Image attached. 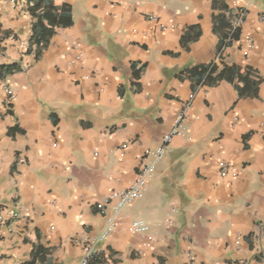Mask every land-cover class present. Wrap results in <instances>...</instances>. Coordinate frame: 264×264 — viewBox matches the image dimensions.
I'll return each instance as SVG.
<instances>
[{
  "label": "crops",
  "instance_id": "1",
  "mask_svg": "<svg viewBox=\"0 0 264 264\" xmlns=\"http://www.w3.org/2000/svg\"><path fill=\"white\" fill-rule=\"evenodd\" d=\"M55 2L73 25L44 48L34 4L0 0V211L15 212L0 227V264L79 262L113 214L97 203L130 185L192 95L181 134L92 264H264V0ZM242 11L239 38L219 50ZM213 62L262 82L240 93L235 80L194 88L182 74ZM221 160L236 178L220 175ZM134 219L155 251L139 254Z\"/></svg>",
  "mask_w": 264,
  "mask_h": 264
},
{
  "label": "built area",
  "instance_id": "2",
  "mask_svg": "<svg viewBox=\"0 0 264 264\" xmlns=\"http://www.w3.org/2000/svg\"><path fill=\"white\" fill-rule=\"evenodd\" d=\"M246 12L242 11L234 20L233 28L241 27L245 20ZM145 18L151 21H156L157 18L153 15H145ZM165 27L164 25H161ZM247 49L245 54L248 55L250 51L254 48L255 44L250 36L246 37ZM25 44V42H23ZM220 53L219 56H221ZM6 90L10 94L11 98H14V93L6 85ZM193 98L192 95L190 99L185 103L184 108L180 111L175 119L174 126L164 134L162 145L155 151H151L146 155L144 161L141 163L139 170L127 188L124 189H112L103 200L99 201L96 205L98 211L102 214H107L108 209L111 207L113 214L108 217V222L102 233L97 236L88 239L83 244L82 257L76 264H92L94 259L99 254L97 244L105 240L109 235H111L116 228L119 226V216L124 208L133 205L138 199H140L145 190L147 189L153 173L156 169V165L159 160H161L166 153V150L170 143L173 141L174 137L181 134L182 124L188 120L190 111L193 109ZM238 116L235 117L237 121ZM218 170L222 177L225 178H236L238 176V169L234 163L226 160H221L218 162ZM0 211V227L7 224L15 216L13 210ZM130 231L133 234L143 235L145 240L142 244L143 249L139 250V254L143 255L147 251L156 250V241L152 235H150V226L143 219H134L130 225Z\"/></svg>",
  "mask_w": 264,
  "mask_h": 264
},
{
  "label": "trees",
  "instance_id": "3",
  "mask_svg": "<svg viewBox=\"0 0 264 264\" xmlns=\"http://www.w3.org/2000/svg\"><path fill=\"white\" fill-rule=\"evenodd\" d=\"M30 3L34 4L36 20L34 22V34L33 38H39L42 47H46L50 39L55 35L56 28L69 27L73 25L71 7L66 3L60 5L56 4L55 0H30ZM31 6V5H30ZM33 10V7H32ZM229 33L222 37L219 43V50L225 49L235 39L239 38V28H233L229 23ZM9 67L8 69H12ZM143 66L139 69L133 65V74L135 77H139L142 73ZM182 74H186L193 79L194 88L198 85H218L222 80H235L236 87L242 92H251L255 94L256 89L262 82V79L253 75L251 68H247L242 71L235 66H224L219 69L216 62L206 65H196L191 68H186L182 71ZM2 76V74H0ZM239 84L242 86L239 89Z\"/></svg>",
  "mask_w": 264,
  "mask_h": 264
}]
</instances>
